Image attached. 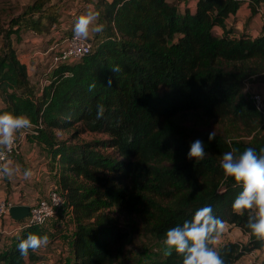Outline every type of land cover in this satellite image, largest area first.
I'll return each mask as SVG.
<instances>
[{
  "label": "trees",
  "instance_id": "trees-1",
  "mask_svg": "<svg viewBox=\"0 0 264 264\" xmlns=\"http://www.w3.org/2000/svg\"><path fill=\"white\" fill-rule=\"evenodd\" d=\"M183 1L79 0L92 4L104 27L94 32L88 54L56 66L43 87L31 81L14 42L27 30L59 27L58 2L31 0L19 13L0 12V112L24 114L37 126L29 136L48 155L73 216L67 264L120 263L135 231L106 212L111 209L140 215L145 232L163 241L169 227L211 204L224 224L249 234L247 242L228 241L217 250L225 264L264 248L246 226L248 213L231 207L239 187L220 167L225 151L264 148V114L242 91L250 79L264 84V0H197L194 12L182 9ZM244 2L252 17L261 14L257 36L236 37L227 27ZM210 122L229 129H211ZM56 131L70 136L60 139ZM86 133L103 138L77 141ZM196 138L206 155L194 162L186 154ZM29 233L47 230L24 228L0 247V264L42 259L37 249L20 254ZM145 264H182V258L173 251Z\"/></svg>",
  "mask_w": 264,
  "mask_h": 264
},
{
  "label": "clouds",
  "instance_id": "clouds-1",
  "mask_svg": "<svg viewBox=\"0 0 264 264\" xmlns=\"http://www.w3.org/2000/svg\"><path fill=\"white\" fill-rule=\"evenodd\" d=\"M97 16L98 12L93 10L78 16L72 27L74 36L87 38L90 31H102L103 24H93ZM108 75L112 79L117 76V72L113 70ZM99 114L98 111L97 116ZM30 124V119L24 114L0 112V145L10 148L17 131L28 128ZM208 138L212 140V132ZM234 151L223 152L220 160L225 178L230 177L239 187L231 207L240 214L247 212L246 226L250 233L264 240V148L259 153L252 146L245 147L238 155ZM186 155L194 162L203 159L206 155L204 142L200 138L192 140ZM14 171V168L0 164V175L10 176ZM23 175L29 177L31 169L25 168ZM223 228L224 222L213 213V206L205 204L197 208L190 218L166 230L163 238L165 254L175 251L182 258V264H225L214 247L222 239ZM48 239L47 235L29 233L18 244L20 254L26 255L29 249L35 250L47 244Z\"/></svg>",
  "mask_w": 264,
  "mask_h": 264
},
{
  "label": "crops",
  "instance_id": "crops-1",
  "mask_svg": "<svg viewBox=\"0 0 264 264\" xmlns=\"http://www.w3.org/2000/svg\"><path fill=\"white\" fill-rule=\"evenodd\" d=\"M20 0V8L13 12L19 13L22 9L31 1ZM58 2L60 11V26H53L49 33H37L33 30H27L20 34V39L15 41L14 46L17 49L19 59L27 67L31 81L37 83L39 87L44 86V81L49 73V68L51 66V56L46 53L48 47L55 40L62 38L64 35H71L73 24L76 18L82 14H85L92 9L91 3H80L79 0H54ZM197 0H184L181 4L182 9L189 8L192 12L196 9ZM65 14H62V12ZM1 12V11H0ZM4 12V11H3ZM7 13V12H5ZM70 14V16H66ZM75 14V15H74ZM95 21V20H94ZM227 27L233 28V35L238 37L244 32L249 33L252 36L259 35L262 28V18L261 14H257L254 17L251 15V10L249 8L248 2H244L236 15H232L227 20ZM96 24V21L93 23ZM248 24V26H246ZM216 32L220 34L222 32L221 28H217ZM94 32L90 31L87 37L91 40ZM14 39V37H13ZM2 46V45H1ZM0 46V47H1ZM3 103L0 99V108ZM18 136L21 138L20 153L9 160L6 164L9 167L15 169L14 173L8 177L11 179L12 188H8V185L3 181H0V199H10L16 205H27L35 203L38 199L45 197L49 190L58 184V176L49 167V157L46 152L39 146L36 141H32L29 135H23V133L17 131ZM2 145H0L1 148ZM25 168L31 169V175L27 178L23 175V170ZM53 182H50V181ZM50 183V184H49ZM51 184L53 186H51ZM45 188V189H44ZM45 190V194L42 197L39 192ZM67 217L72 219L73 216L68 209ZM10 219H13L11 216ZM64 216L59 214L54 220L56 222L57 228L61 230L64 229V235L68 236L65 231L67 227H64ZM14 220V219H13ZM48 226V225H47ZM47 230V227H45ZM1 231V229H0ZM74 231V221L71 232L67 237L71 240V236ZM3 232V231H2ZM231 233H236L238 239H234ZM7 236H2L0 241V247L8 245L12 238L17 236L20 232L10 234ZM249 239V234L243 233L239 228L233 227L228 224H224L222 239L214 245L218 250L224 243L231 242H241L245 243ZM43 248H37L36 252L41 255ZM264 258V248L256 249L251 253L244 255L236 264H250L252 261H257L259 264H263Z\"/></svg>",
  "mask_w": 264,
  "mask_h": 264
},
{
  "label": "rangeland",
  "instance_id": "rangeland-1",
  "mask_svg": "<svg viewBox=\"0 0 264 264\" xmlns=\"http://www.w3.org/2000/svg\"><path fill=\"white\" fill-rule=\"evenodd\" d=\"M24 0L23 2H26ZM20 0H0V11L13 13L16 12L20 8ZM62 14H65L63 11ZM75 15V14H74ZM66 16H70V14H66ZM95 21H93L94 23ZM248 26V24L246 25ZM66 36V35H65ZM3 43V39L0 37V46ZM242 91L245 96L250 97L253 93H261L264 99V84L254 82L253 79L248 80L242 86ZM207 127L214 129V130H228L229 125L226 122H210L206 125ZM236 134L238 135H245L243 130H237ZM56 135L60 139H66L70 136V131L62 132L56 131ZM103 138L102 135H93V134H82L77 141H89L93 139H101ZM15 158V157H13ZM11 179L8 176H4L3 181L8 185V188H12ZM50 182H53L52 180ZM50 184V183H49ZM51 186H53L51 184ZM53 188V187H52ZM51 188V189H52ZM45 189V188H44ZM45 190L39 192V194L43 197L45 194ZM68 209L65 207L60 211V214L64 216V227H67L65 230L70 238L69 233L71 232V228L73 227L72 219L67 217ZM106 212L111 213L112 215L118 217V220L122 224H126L134 229L135 233V241L133 244L129 245L126 249L124 257L120 260L119 264H126L128 262H132L134 264H145L148 261H152L155 259L162 258L164 256V249L165 246L163 241H157L148 235L145 232L144 228V220L140 215H123L119 213L116 209L107 210ZM58 216V215H57ZM56 216V217H57ZM55 217V218H56ZM53 218V219H55ZM51 219L45 227H47V236L49 237L47 244L42 245L41 248L44 250L41 251L40 257L42 258L40 261L36 263H29V264H67L70 254H71V244L70 240H68V236L64 235V229L57 228L56 222ZM48 225V226H47ZM0 241L2 236H7V233L11 231V226L7 224V222H2L0 224ZM232 238L238 239L236 233H231ZM218 245V244H217ZM264 264V258H263Z\"/></svg>",
  "mask_w": 264,
  "mask_h": 264
},
{
  "label": "built area",
  "instance_id": "built-area-1",
  "mask_svg": "<svg viewBox=\"0 0 264 264\" xmlns=\"http://www.w3.org/2000/svg\"><path fill=\"white\" fill-rule=\"evenodd\" d=\"M91 50V42L87 38H77L72 35L62 37L55 40L48 47L46 53L51 56V66L49 73L58 65L65 63H75L82 57L88 54ZM48 73V74H49ZM49 79H45L44 86L49 84ZM250 98L254 102L258 110L264 114V99L263 95L259 92L253 93ZM37 126L30 124L28 128L20 129L19 132L23 135L34 134L37 135ZM21 138L15 134L14 144L9 148L1 146L0 148V164H7L10 159L20 153ZM4 175H0V181ZM10 199H0V224L7 222L11 226L10 234L22 231L24 228L31 225L45 226L51 219L55 218L63 208L67 207V200L65 194L57 187L54 186L49 190L48 194L38 199L35 203L31 204L28 217L21 221L10 219L9 209L15 206ZM3 232H6L3 230ZM250 264H259L257 261H252Z\"/></svg>",
  "mask_w": 264,
  "mask_h": 264
},
{
  "label": "water",
  "instance_id": "water-1",
  "mask_svg": "<svg viewBox=\"0 0 264 264\" xmlns=\"http://www.w3.org/2000/svg\"><path fill=\"white\" fill-rule=\"evenodd\" d=\"M91 42V40H89ZM30 207L27 205H15L9 209V215L16 221H21L28 217Z\"/></svg>",
  "mask_w": 264,
  "mask_h": 264
}]
</instances>
